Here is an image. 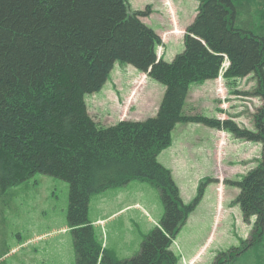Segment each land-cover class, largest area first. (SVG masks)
<instances>
[{"label": "trees", "instance_id": "1", "mask_svg": "<svg viewBox=\"0 0 264 264\" xmlns=\"http://www.w3.org/2000/svg\"><path fill=\"white\" fill-rule=\"evenodd\" d=\"M199 1L184 51L169 62L158 56L161 35L142 20L151 11L131 10L129 0H0V201L9 205L10 189L37 173L69 182L76 264H179L171 246L206 184L185 203L159 161L181 121L262 143L257 166L235 182L236 204L245 219H255L251 240L219 251L213 264H264V106L253 130L233 119L183 113L190 85L218 78L225 56L224 77L254 75L264 97V0ZM117 62L163 83L165 93L154 116L102 127L85 97L103 89ZM134 180L159 190L164 215L137 255L119 259L97 239L90 201Z\"/></svg>", "mask_w": 264, "mask_h": 264}, {"label": "rangeland", "instance_id": "2", "mask_svg": "<svg viewBox=\"0 0 264 264\" xmlns=\"http://www.w3.org/2000/svg\"><path fill=\"white\" fill-rule=\"evenodd\" d=\"M129 1L131 10L151 11L142 20L162 33V43L157 48L159 57L170 62L184 51L188 27L185 26L197 15L199 0H173L175 9L168 0L165 3ZM172 30L170 36L168 31ZM229 65L226 57L218 78L190 85L183 113L233 119L240 127L253 130L255 118L264 106V97L256 93L258 79L254 75L226 78ZM164 93L163 83L132 64L117 62L103 89L87 94L85 100L97 124L106 127L122 119L154 116ZM172 140V145L158 158L172 171L183 201L191 203L198 196L201 184L206 183L201 201L174 240L172 249L179 264H213L219 251L251 240L255 219H245L240 205L236 204L240 191L235 182L257 166L263 146L223 129L191 121L179 122ZM10 191L9 205L4 207L5 199L0 201V264H76L67 218L70 183L37 173ZM135 203L143 207H128ZM144 207L149 215L143 214ZM119 209L127 212L116 213ZM163 215L159 190L139 180L94 195L89 207V219L97 239L119 259L137 255L143 240Z\"/></svg>", "mask_w": 264, "mask_h": 264}, {"label": "crops", "instance_id": "3", "mask_svg": "<svg viewBox=\"0 0 264 264\" xmlns=\"http://www.w3.org/2000/svg\"><path fill=\"white\" fill-rule=\"evenodd\" d=\"M169 2H167V3H169L170 5H171V7L173 8V9H175V7H174V4H173V0H168ZM162 2L163 3H165V1L164 0H162ZM169 13H170V11H169ZM172 22V21H171ZM192 22V21H191ZM190 22V23H191ZM189 23V24H190ZM189 24H187L185 27H187ZM172 26H173V22H172ZM174 27H175V25H174ZM177 27V26H176ZM174 30H172V31H168L169 33V35L171 36V34H173L174 32H173ZM158 33L161 35L162 33H160L159 31H158ZM181 34H184V33H181ZM181 34H179V35H181ZM162 36V35H161ZM183 36V35H182ZM130 206H140V207H143V206H141V204L140 203H135V204H133V205H129L128 207H130ZM142 210V212H143V214L146 216V215H149V213L147 212L148 210H147V208H143V209H141ZM124 212H127V211H123L122 209H119V210H117L116 211V213H124ZM115 213V214H116ZM115 214H113V215H115ZM112 215V216H113ZM61 229V228H60ZM48 231H52L53 232V230H48ZM48 233H51V232H48ZM48 233H46V234H48ZM118 241L117 240H115V243H117ZM104 245V244H103Z\"/></svg>", "mask_w": 264, "mask_h": 264}]
</instances>
